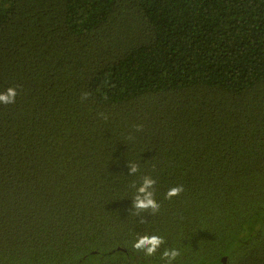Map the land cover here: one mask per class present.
Segmentation results:
<instances>
[{
  "label": "trees",
  "instance_id": "trees-1",
  "mask_svg": "<svg viewBox=\"0 0 264 264\" xmlns=\"http://www.w3.org/2000/svg\"><path fill=\"white\" fill-rule=\"evenodd\" d=\"M9 87L0 264H264V0H0Z\"/></svg>",
  "mask_w": 264,
  "mask_h": 264
},
{
  "label": "clouds",
  "instance_id": "clouds-1",
  "mask_svg": "<svg viewBox=\"0 0 264 264\" xmlns=\"http://www.w3.org/2000/svg\"><path fill=\"white\" fill-rule=\"evenodd\" d=\"M18 95L16 89L9 87L5 91L0 92V105H10L15 103V98ZM89 93L85 92L81 94V100H86ZM140 126H137L139 130ZM129 174L134 175L140 169L136 163H129L128 165ZM156 181L149 175H144L139 187H136L133 182V187H136V195L133 197L131 209L134 210L136 215L141 212L150 211L155 214L159 211L160 204L154 198V185ZM184 191L183 185H175L170 187L165 193V199H172L173 197L179 196ZM165 243L163 237L152 234V235H140L132 243V249L134 252H143L146 257H152L157 252L162 244ZM180 255L178 249L166 248L162 254L161 259L165 260V264H173V261Z\"/></svg>",
  "mask_w": 264,
  "mask_h": 264
}]
</instances>
